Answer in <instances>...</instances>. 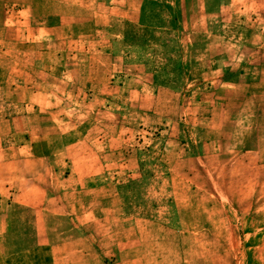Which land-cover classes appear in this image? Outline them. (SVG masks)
<instances>
[{"label": "rangeland", "instance_id": "rangeland-1", "mask_svg": "<svg viewBox=\"0 0 264 264\" xmlns=\"http://www.w3.org/2000/svg\"><path fill=\"white\" fill-rule=\"evenodd\" d=\"M0 264H264V0H0Z\"/></svg>", "mask_w": 264, "mask_h": 264}]
</instances>
